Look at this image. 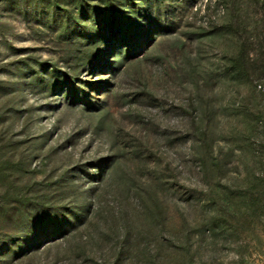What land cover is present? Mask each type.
<instances>
[{"label":"rangeland","instance_id":"rangeland-1","mask_svg":"<svg viewBox=\"0 0 264 264\" xmlns=\"http://www.w3.org/2000/svg\"><path fill=\"white\" fill-rule=\"evenodd\" d=\"M262 52V0H0V264H264Z\"/></svg>","mask_w":264,"mask_h":264},{"label":"trees","instance_id":"trees-1","mask_svg":"<svg viewBox=\"0 0 264 264\" xmlns=\"http://www.w3.org/2000/svg\"><path fill=\"white\" fill-rule=\"evenodd\" d=\"M256 2H259L260 0H255ZM262 2H264V0H262ZM250 44H252V41H249ZM246 49H241L240 52L242 54V56L245 58L247 55V50ZM262 54L264 55V52H262ZM249 62V59L246 58ZM260 74L261 76L264 78V66H261L260 68ZM259 91H263L260 92L262 98H264V87L260 86ZM258 113H259V118L258 121L256 122V130L259 131V133H264V106L260 107L259 109H257ZM264 135V134H263ZM261 157L262 160H264V145L261 146Z\"/></svg>","mask_w":264,"mask_h":264}]
</instances>
